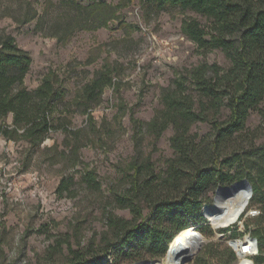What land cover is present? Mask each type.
<instances>
[{
    "label": "rangeland",
    "instance_id": "obj_1",
    "mask_svg": "<svg viewBox=\"0 0 264 264\" xmlns=\"http://www.w3.org/2000/svg\"><path fill=\"white\" fill-rule=\"evenodd\" d=\"M107 1L112 17L96 27L98 17L84 8L87 0H0V34H12L32 57L24 84L34 89L53 73L64 85V99L50 114L53 126L39 145L4 135L1 130L11 127L12 114L0 118V264L60 263L70 254L68 245L100 252L104 241L112 238L107 215L133 217L115 200L130 186V162L149 160L162 173L174 153L171 126L158 139L146 130V122L161 107L162 88L173 84L179 71L201 61L229 64L219 48H197L182 33L183 17L205 21L199 13L178 7L157 10L142 0ZM100 70L110 73L111 83L103 88L99 102L86 109L76 95ZM247 126L249 139L241 146L253 141L248 152L260 158L264 118L253 111ZM192 130L203 134L208 125L196 123ZM235 170L250 171L256 178L258 193H252L247 207L262 211L261 161L233 166ZM208 195L205 204H212L215 189ZM236 200L242 204L244 196ZM221 209L228 215L226 222L216 221L215 211L211 223L202 208L203 220L190 221V236L201 242L183 264H222L231 247L228 240L257 226L261 215L244 218V226L237 229L230 208ZM142 213L153 220L148 207L143 206ZM142 237L139 233L138 240L122 250L112 248L108 258L131 264L165 257V252L151 257ZM179 238L171 246H177ZM251 260L256 264L253 256L242 255L232 264Z\"/></svg>",
    "mask_w": 264,
    "mask_h": 264
},
{
    "label": "trees",
    "instance_id": "obj_2",
    "mask_svg": "<svg viewBox=\"0 0 264 264\" xmlns=\"http://www.w3.org/2000/svg\"><path fill=\"white\" fill-rule=\"evenodd\" d=\"M87 1L84 8L98 17L96 27L105 25L112 17V5L107 0ZM142 1L157 10L178 7L199 13L205 21L183 17L182 33L197 48H219L229 64L201 61L179 71L173 84L162 88L161 107L146 122V130L158 139L168 126L172 128L169 141L174 153L166 160L163 172H156L149 160H132L130 186L116 194L115 200L119 206L129 208L133 217L108 214L106 223L112 238L104 241L100 252L68 245L70 254L65 260L51 264H118L114 257L108 258L109 250H122L138 240L139 233L151 257L161 256L168 242L171 245L177 237L180 238L174 244L179 245L182 254H191L201 241L190 236L189 223L203 220L201 208L209 199V191L247 178L253 195L258 193L256 178L250 171L231 168L260 160L264 172L263 145H257L262 154L254 159L248 148L255 143L250 140L249 145L241 146L242 141L249 139V115L257 111L264 118V0ZM31 61V54L18 45L12 34H0V118L12 114L11 127L6 125L1 131L7 137H20L31 145H39L53 126L50 114L53 105L64 99V85L50 73L36 88L29 89L24 78ZM111 80L109 72L100 70L83 85L77 99L86 109L90 108L99 102L103 88ZM88 116L92 119L89 110ZM196 123H205L208 131H193ZM236 196H243V192L219 198L225 199L219 204L221 207L230 208L231 221L241 207ZM258 201L262 202L258 225L248 232L258 243L254 261L264 264V198L258 197ZM143 206L148 207L153 220L144 218ZM215 211L214 206L204 209L211 223ZM216 221H228L227 213L221 211ZM233 243L236 246L241 241ZM236 258L234 249L228 247V257L222 264H232Z\"/></svg>",
    "mask_w": 264,
    "mask_h": 264
},
{
    "label": "water",
    "instance_id": "obj_3",
    "mask_svg": "<svg viewBox=\"0 0 264 264\" xmlns=\"http://www.w3.org/2000/svg\"><path fill=\"white\" fill-rule=\"evenodd\" d=\"M236 191H242L243 192L244 200H243V202L241 204V207H240L235 219L233 220V221H235L237 219L238 215L241 213V211L245 207V205L248 203L249 198L251 197L252 192H253L252 185L248 181L247 178H242V179L234 181V182H232L231 184H228V185H218L216 187V189H215V195H214L213 203L212 204H204L203 205V207H202L203 214L205 215V213H204V209L205 208H209L210 206H214L215 209H216V215H218L221 212V210H222L221 206L218 204L219 198L222 197V196H227L228 194L236 192ZM233 221H231V222H233ZM222 226H224V225H222ZM192 227H193L194 231L198 232L195 229L196 228L195 225H192ZM197 234H199V232ZM222 235H223V233L220 234V236H222ZM229 243L232 246H234L233 245V240H230ZM234 247L237 250V255L241 257L243 255V253L240 251L239 246L236 245ZM199 248H200V246L197 248V250ZM169 251H172V254H173L172 258H174L175 261H180L182 263L186 262L189 259H191L193 257V255L195 254L194 253V254L184 255V254H182V251L179 250L177 247L171 248L170 242H168V244H167V248H166V251H165V256H166V254ZM156 260H159V259L138 260V261H135V262H133L131 264H146V263L154 262ZM252 264H253V261H252Z\"/></svg>",
    "mask_w": 264,
    "mask_h": 264
},
{
    "label": "built area",
    "instance_id": "obj_4",
    "mask_svg": "<svg viewBox=\"0 0 264 264\" xmlns=\"http://www.w3.org/2000/svg\"><path fill=\"white\" fill-rule=\"evenodd\" d=\"M260 213V209L256 206H250V207H247V204L245 205V207L243 208V210L241 211V213L238 215L237 219L234 221L236 222V226H237V229H241L243 226H244V223H243V220L244 218H252V217H255L257 216L258 214ZM242 215V218H240V216ZM239 239L241 241L239 248H240V251L246 256V257H251L253 255H255L257 252H258V243H257V239L252 236L250 234V232H246L244 235L242 236H235V237H232L228 240V242L230 240H237ZM230 244V243H229ZM230 246L234 249V251L236 252L237 254V250L234 246H232L230 244ZM237 257L239 258L240 260V256L237 255Z\"/></svg>",
    "mask_w": 264,
    "mask_h": 264
},
{
    "label": "bare ground",
    "instance_id": "obj_5",
    "mask_svg": "<svg viewBox=\"0 0 264 264\" xmlns=\"http://www.w3.org/2000/svg\"><path fill=\"white\" fill-rule=\"evenodd\" d=\"M223 200L225 199H221L218 204H220ZM210 207H213V206H210ZM209 207V208H210ZM205 213V212H204ZM207 217V216H206ZM236 217V216H235ZM208 218V217H207ZM235 219V218H234ZM208 220L210 221V219L208 218ZM232 223V222H231ZM192 228L189 229V231L191 230ZM189 231H186V233H188ZM173 247H177L179 249V246H171V248ZM173 254H172V251H169L166 256L163 258V259H159V260H156L154 262H150V263H146V264H183L182 262L180 261H175L174 258H172ZM246 257V256H245ZM249 258V257H248ZM251 264H252V260H251Z\"/></svg>",
    "mask_w": 264,
    "mask_h": 264
}]
</instances>
